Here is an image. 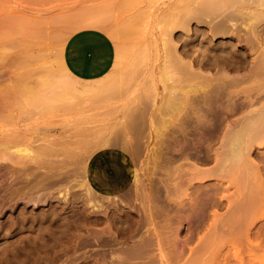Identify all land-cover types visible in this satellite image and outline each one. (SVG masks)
<instances>
[{
	"label": "bare ground",
	"instance_id": "obj_1",
	"mask_svg": "<svg viewBox=\"0 0 264 264\" xmlns=\"http://www.w3.org/2000/svg\"><path fill=\"white\" fill-rule=\"evenodd\" d=\"M105 1L106 3L110 2L109 4L111 5L116 3L113 0L114 3L111 0L109 2L107 0ZM228 1L229 0H223L224 4L222 3V5L219 6L220 9L222 8L220 11H215L217 8L207 10L205 7L202 11L201 9L198 10V8L193 9L194 6L191 8L192 10H188H191L187 13L191 16H186L188 17L187 20L185 19L186 22L197 18L199 22L209 24L208 33H203L205 37L203 41H206L208 45H201L200 48H197L198 55L192 60L185 61L184 58L186 55L192 54L193 49L184 46V50L179 53L177 44L172 43L171 32L175 27L177 28L182 24L181 21L184 20V18H182L180 14L172 13L170 14L172 17L170 16L171 18H169L168 23L166 22L167 25L164 26V24L161 26L162 29H164L162 35H165L163 39L166 48V55H164L163 58H165L167 62L165 63V61H163V64H170L172 68L167 70L166 73L163 70L165 68L162 67L165 75L168 74L166 76L168 77V81H161V83H165L162 84V88L163 85L165 86L163 91H167L165 94L161 92L164 94L162 95L164 97L163 100L161 98L162 101L160 100V109H157L160 113L155 122L153 118H156V116H148L147 109H149L148 105L151 107L150 104L142 99V101H138V103H145L142 105L147 106V112L144 110V107H139L140 103L136 104L141 109L138 108V110H136V108H134L136 104L133 103L134 105L131 106L132 109L127 112L131 113V115H129L130 113L127 114L128 117L130 116L127 128L120 130L119 127L121 125L119 124L117 126L118 131L115 128L114 131H116L110 135L112 137V139L110 138L111 141H101L95 144V147L86 153L76 150L69 152H53L56 155L62 153L64 157L62 156L60 161H52L50 158H52L53 155L52 157L42 153L36 155L37 153L35 154L32 148V153L30 151L29 153L33 155H29L26 153V151L28 152V150H26L28 148L23 149V147H21L24 146V144L13 146L14 150L12 149V151L15 152V155L11 153L12 151H3L4 154L0 155L1 160H12L15 164L18 163L19 166L24 165L23 171L19 172L21 174L16 170L19 175L27 172L26 170L32 167L31 164L28 163H34L33 165L35 168V170L31 168L30 170L32 171L30 173H25L23 178L25 182L14 188L13 185H11L12 187L7 189L8 192H11L9 193L11 199L17 194V198L24 200V198L22 199L23 195L26 201L32 204L31 206L34 204L39 206L42 200L46 203L53 196H50V194L57 191V195L55 196L59 198L57 199L59 200L58 202L64 203V206L60 208L61 211L65 210L67 212L66 209H69L71 205L75 208V206L82 203L80 207L74 209L71 217H67V215L63 213L65 215L64 217V215H61V211H54V213H52L54 214V218H52V222H49V225L44 226L45 228L43 227V229H39L40 225L38 224L39 226L37 225V228L39 227L38 231H40H37V233V229L34 228L36 229L35 233L32 232L35 234L34 241V238L31 239L30 236V240L26 237L28 239L27 241L26 239H22L15 243L13 242V244L10 242L12 245L9 243L10 245L8 244L6 248L3 246V250L1 249V253L3 254L2 259L6 257L11 261L19 252L21 255L22 250L27 246L42 244L47 246L53 245V248H55V250H53L55 255L60 258H63L64 251L67 252V250H69L73 252L71 254L72 256L74 255L75 264H81L83 262L90 263V261L93 260L97 262L103 260L102 262L106 261L109 262V264H197L196 262L200 259H198V256L201 255L203 257L207 253L211 255V258L206 259L212 261L214 257V264H257L256 262L246 260L242 256V252L253 246L261 247L264 245V218L259 219L256 215L259 210L264 211V164L262 166L259 165L260 162L253 158L251 151L257 143L261 144L264 141V103L260 106L253 107L255 99L264 98V91L261 90L263 82L258 86H253L252 84L241 88H238V86L245 80L250 81V83H258L264 79V0H248L251 5L247 6V9L239 7L234 10L230 9L232 3ZM205 2L207 3V7L212 6L209 0ZM97 3L103 2L102 0H98ZM126 3L124 1L122 6ZM109 4L104 7L105 11H109V7L114 9L115 5L112 7ZM128 4L129 3L126 5ZM253 4L255 6L252 8ZM197 5H200V3ZM226 5L227 7L225 8ZM118 8L119 10L121 9L120 6H118ZM118 8L115 7L117 10ZM79 11L80 10H78V12ZM85 11L87 12L88 9H84V12ZM112 11L114 12V10ZM180 18H182V20ZM95 20H97L96 23ZM102 20L95 18V16H91L89 19H81L78 22L83 25L82 27L80 26L81 28L98 27L105 29L106 26H104V21ZM132 20L135 21L134 17ZM86 22H89L88 26L85 25ZM238 22L242 23L245 28L243 34L237 33V43H231L229 49H227L226 46L215 47V44H213V37L217 35H225L228 37L230 34H235L234 30L239 28L236 26ZM137 25L138 23L135 25L136 29L138 28ZM133 27L134 26L130 27V29ZM106 30L110 33L113 31L110 28H106ZM134 33L137 34L139 31H133V39ZM130 39H132V37ZM132 44L134 43L130 44L131 51L133 50ZM248 49L253 52V55L249 57L245 52ZM144 52L147 53L146 50L143 51V53ZM135 54L136 53H133L132 56H135ZM122 56L123 55L120 54L118 55V59L114 61L108 72L100 77L91 78L96 82L98 81L102 86L101 89L103 88L104 91L111 86L110 89L115 88L110 84H113L112 82L116 76L115 74L119 72V66L124 62V57ZM120 59L123 62H121ZM124 59L126 60V58ZM134 62H138L137 59ZM133 64L132 62V65H128L127 68L133 66ZM196 65H198V67H196ZM133 68L131 69L133 70ZM167 68L169 69V65ZM202 68H211L212 70H209V72L213 74L206 75L202 73ZM131 69L129 72H131ZM242 70L244 71L240 72ZM133 72L129 74L135 76ZM125 78L126 77H123V79ZM123 79L121 78L120 80L122 81ZM170 80L171 82L169 83ZM118 82L120 83V81H117V83ZM117 83L115 84L117 85ZM122 86L120 85L119 90L117 89L119 93ZM115 89H113V91H116ZM79 90L80 88L76 89V91ZM111 92L109 93H115ZM118 92L115 93V95H117ZM64 93L66 96H64ZM64 93V98L70 100L71 96L69 91V94L66 91ZM67 95H69V98ZM154 101L155 100H153V102ZM156 108H159V106ZM248 108L250 109L247 110ZM156 111H154V115H158ZM160 116L161 120L158 121ZM128 117H125L126 121ZM152 119L155 126L157 124V126L162 125V127L160 126L161 130H159V126L155 127V130L158 128L159 134L157 133V135L156 131L155 140L151 141L152 135H149L151 130H148L149 133L145 131L146 128L150 126L148 124L151 123L150 121ZM90 123L95 124V122ZM75 124L76 123L73 122V125ZM73 125L70 126V128H72ZM80 125L83 127L82 123ZM102 126H105V124ZM122 126L125 127V124H122ZM66 127L68 128L67 125ZM75 127L76 125L73 127V130ZM81 127L75 128V130H80ZM47 129L45 127L43 130L47 132ZM105 129L107 128L105 127ZM105 129H101L102 134ZM43 130L41 129V131ZM91 130L93 129L91 128ZM20 132L21 131H19L18 135ZM98 132H100L99 129ZM50 134L51 132L48 134L49 138ZM95 134L96 133H94V135ZM146 134H148L151 139H149ZM62 136H64V134ZM157 137L159 138L157 139ZM215 137L221 140V143H219L221 145H218L219 147H217L216 143L214 147L213 141H216ZM26 138H28V136ZM145 138L151 141L148 142L149 144L147 145L145 142H147L148 139L146 140ZM31 139H29V142L32 141ZM92 139L93 141L97 140L94 138ZM144 139L146 140L145 142L143 141ZM22 141H24V139ZM118 141L122 143V145L119 143V146H121L122 160L117 158L116 155L114 156L115 153L119 155V152L113 151V147L118 146ZM32 143L35 144L36 142ZM47 145L48 144H46V146ZM51 149L53 150L55 148L53 147ZM97 149H103L102 151L108 154L109 158L107 161H105V159L104 163L103 161H97L95 164L96 166L92 168V157L97 155ZM143 156H145L144 159ZM193 159L194 161H192ZM138 161L144 162V172H142L143 169L141 171L142 167L131 166L132 163H137ZM212 161H214L212 167H203L204 165L202 166L201 163H199L202 162L203 164V162L207 163ZM261 163H264V160ZM188 164H190L189 166L191 167H189ZM20 168L22 169L21 166ZM159 170H163V173H165L163 174L165 175L164 178L162 177L164 179V188H161L160 185L154 186L156 185L154 184V175L158 174L157 172ZM176 171L179 173L177 176H175ZM254 171L257 172V175H254L256 173ZM235 173L239 175V177L246 173L243 178H247L250 174L254 173L252 174L254 176L251 180L253 181L254 179L255 181H250L252 185L247 184V186H249L246 188L240 187L242 184L235 187V180L230 179L232 175L236 178L237 175L235 176ZM248 174L249 176H246ZM146 175H152V178L153 176L154 178L152 179L151 176L149 178ZM26 176H29L30 179L34 176V180L26 179V181ZM17 178L16 175L14 178L15 181H17ZM240 178L241 179L237 177V180H242V177ZM132 180L133 190L130 188ZM248 182L249 181H246V183ZM9 184H11V182ZM14 184H16V182ZM2 187L4 188L0 190H5L6 192L8 186ZM162 190L165 196H163L164 193H162ZM117 192L123 194L124 196H122L125 200H130L132 203L135 201L136 204V201H139L141 204L140 207L135 204L133 207L129 205V207H126V204V206H123L122 203L125 200L121 203V198L123 197H120L121 195ZM5 197L8 198L6 194ZM15 198L14 196L13 199ZM53 198L56 200L55 197H52L51 200H53ZM11 199L9 201L12 202ZM8 200L6 199L7 203L9 202ZM126 202L127 201L124 203ZM4 203L6 202L4 201ZM35 205L33 207H35ZM57 205L60 204L58 203ZM0 207H2V204ZM8 207H10V205ZM89 207H92L93 210L86 211ZM21 208L23 209L22 206ZM42 213H45V211H42ZM17 217L19 218V216ZM159 218H163L164 225L166 226L167 238L165 235L163 238L164 233H160L161 231L157 229V224L159 222L157 219ZM16 221L14 220V222ZM19 223L20 225H24L21 222ZM101 223H104L103 229L100 228L101 230H99L97 228L95 230L93 228L94 225H99ZM185 223H188L187 228L189 233L184 237L185 239L181 238L183 240L179 241L180 233L178 231L185 227ZM11 224L9 226H11ZM15 225L13 226L12 224V227H15ZM103 225L101 227H103ZM12 227L9 228L13 229ZM21 228L24 229V226ZM31 228L33 230V227ZM235 233H238L237 239L223 240L231 236L233 237ZM11 235L14 234L12 233ZM21 236L22 235H20L19 238ZM23 238L25 237L23 236ZM165 238L167 241L164 242ZM221 242L222 245L219 244ZM225 244L228 246L226 247L227 251H219L220 245L223 246ZM164 245H167V247L165 248ZM86 246L87 248L90 246L89 254H85V251H79L83 249L82 247ZM45 247L46 246H44V248ZM217 247H219V250ZM186 248L188 252H190L188 253V257L185 252L187 250ZM226 248L224 250H226ZM231 250H233L234 253ZM28 252H30V250ZM38 253H40V251ZM185 254L187 259L183 261L182 259L185 258ZM33 255L35 254L33 253ZM112 255H117V257H113ZM109 256L114 259H109L110 261L106 260ZM17 257H19V255ZM66 257L68 258L67 254ZM19 258H21V256ZM19 258H17V262ZM68 259L73 260L72 257ZM71 262L70 264H74V262ZM66 264H69V262Z\"/></svg>",
	"mask_w": 264,
	"mask_h": 264
},
{
	"label": "rangeland",
	"instance_id": "obj_2",
	"mask_svg": "<svg viewBox=\"0 0 264 264\" xmlns=\"http://www.w3.org/2000/svg\"><path fill=\"white\" fill-rule=\"evenodd\" d=\"M95 1L98 2V0H0V155L4 154V152H6V151H12V149L15 146H18L19 144L20 145L24 144V146L26 144L25 148H24V146H21V147H23V149L28 148V149H26V150H28V152L26 151V153H28L29 155H33V154L29 153V151L31 152L32 149H33V152H35V154L37 153L36 155H39L41 153L47 154L50 157H52V155H53V157L50 158L52 161L53 160L60 161L61 157L63 156L62 153H60L59 154L60 156H59V155L54 154L53 152H63V151L69 152L72 150H76V151H80L82 153H86L90 149L95 147V144H97L101 141H103V142L108 141V140H110V138L112 139V137L110 135H111V133H114L116 131V130L114 131L115 128L118 131L117 126L119 124L121 125L119 127L120 130L121 129L124 130L125 128H127L128 124H129V120H130V118H129L130 116L129 117L127 116V114L130 113V112L127 113L128 110L132 109L131 106L138 103V101H142V99H143V101L150 104L151 107H149V105H148L149 109H147L148 116H150V115L156 116V118L155 117L153 118L154 122H155V120L157 119V116H159V113H160L159 110H157V109H160L159 104L161 103V101L163 100V97H164L162 95H164L167 91V90H165V92L163 91L165 89V86L163 85V88H164L163 89L162 84H165V83H163V82L161 83V81H164V82L168 81V77H166L168 74L165 75V72L167 73V70H170V68H172V67H170V64H168L169 69L167 68L168 65L165 64L167 62L165 61V58H163L164 55H166L165 54L166 48L164 46V39H163L165 37V35H162L164 29H162L161 26H163L164 24H165L164 26L167 25L169 18L172 17L170 15L172 13L180 14L182 16V18H184V20H182V18H180L182 21L180 19H178L179 21L182 22V24L179 25L177 28L175 27L171 32L172 43L177 44V50H179V53H181L184 50V46H186L187 48L193 49V53L186 55V57L184 58L185 61L192 60V59L196 58V56L198 55L197 48H200L201 45H208V43L206 41H203L205 39L203 33H206L209 30V24L204 23V22H199L197 20V18L188 20L187 21L188 23H187L186 22L187 18L191 16L190 14H187V13L192 10L191 8L193 6H194L193 9L198 8V10L201 9L202 11H203L204 7L207 10L217 8V9H215V11H220L222 8L220 9L219 6H221L223 3V0H209L210 3H212L211 4L212 6L207 7V3L205 2L207 0H198L199 2L197 0H123V2L125 1V3L127 2L129 4L126 5L127 4L126 3L122 6V4H123L122 0L121 1L120 0H113L116 3H114L111 0L114 3V4L113 3L112 4L115 5L114 9H111V7H109L110 10L105 11L104 7H106V5L108 6V4L110 3L109 2L110 0H107L109 3H106L105 0H104L105 3L103 0H102L103 3H97ZM91 2L93 5L91 4ZM204 2H205V4H204ZM228 2L232 3V5L230 7L231 10H234L236 8H239V7L247 9V6L251 5V3L248 2V0H229ZM94 3H95V5H94ZM199 3H200V5H197ZM99 4H101V5H99ZM195 4H196V7H195ZM202 4H204V5H202ZM82 5H83V8H82ZM109 5H111V4H109ZM113 5H111V6L113 7ZM118 6H120L121 11L119 10ZM254 6L255 5L253 4L252 8ZM115 7L118 8V10L115 9ZM226 7H227V5L225 6V8ZM84 9L85 10L88 9V11H87L88 13L86 11L84 12ZM90 9H91V11H90ZM93 9H94V11H93ZM100 9H102L103 11ZM106 9H108V8H106ZM189 9H191V10L188 11ZM78 10H80V11L78 12ZM98 10H99V12H98ZM112 10H114V12ZM186 10H187V12H186ZM111 11H112V13H111ZM95 12H97V13H95ZM121 12H123V13H121ZM92 14H94V15H92ZM188 15H190V16H188ZM91 16L92 17L95 16V18H98L100 20L103 19L102 21H104L103 22L104 26H106L105 29L104 28H98V27H97V29H100L101 31H103L114 42L115 55H116L115 60L118 59L119 54L123 55L122 57L126 58V60L123 58V61L125 63L120 59V61L123 63H121L119 66V72H117L115 74L116 76L114 78V81L112 82L113 84H110V85H113L116 89L115 88L110 89L112 87L111 86L110 88H106L107 90L104 88L105 89V91H104L103 88L101 89L102 86L98 81L96 82L95 80H93L91 78L90 79L83 78V80H82V78L75 75L67 67V65L65 63V59L63 57V54H64V48H65L66 42L70 38V35L73 34L74 32H76L78 30H82V29H88V28H81L83 25H81V23H79L78 21L81 19H86V18L89 19V17H91ZM186 16H188V17H186ZM101 17H103V18H101ZM133 17H134L135 21L132 20ZM96 22H97V20H95V23ZM136 23H138L137 29L135 28ZM85 25L88 26L89 22H86ZM132 26H134V27L132 29H130V27H132ZM236 26L239 28L234 30L235 34H233V35L230 34L228 37H226L225 35H217V36L213 37V44H215V47L226 46L227 49H229L231 43H237V41H238L237 33L243 34L245 27L242 23H239V22H238V25H236ZM94 28H96V27H94ZM106 28H108V29L110 28L113 31L110 33L106 30ZM133 31L134 32L139 31V33H137V34L134 33V39H133ZM131 37H132V39H130ZM131 43H134V44H132L133 45L132 51L130 50L131 49L130 48ZM162 46H163V48H162ZM141 48L142 49L144 48V49L142 50ZM141 50H142V52H141ZM145 50L147 53H145V52L143 53V51H145ZM245 52L247 53L248 57L253 55V52L250 51L249 49L246 50ZM124 53H126V54H124ZM133 53H136L135 56H132ZM138 55H139V57H138ZM136 59L138 62H134ZM129 60H130V62H129ZM163 61H165V63H164L165 67H164ZM132 62L134 63L133 66H130L127 68L128 65H132ZM135 63H136V65H135ZM162 67L165 69L167 68L166 70L163 69L165 72L162 70ZM196 67H198V65H196ZM131 68H133V70ZM130 69H131V72H129ZM209 70H212V69L211 68H209V69L208 68H202L201 69L202 73H205L206 75H209L212 73V72H209ZM243 71L244 70H242L240 72H243ZM128 72L129 73L133 72V74L135 76H131L132 74L130 75ZM231 73H234V72H231ZM123 74L124 75L126 74V75L124 76ZM118 76H120V77H118ZM123 77H126V78L123 79ZM121 78L123 79L122 81L120 80ZM117 81H120V83L121 82L122 83L121 84L119 82L117 83ZM170 82H171V80L169 81V83ZM261 82H263V85H261L262 86L261 90L264 91V79L258 83H250V81L245 80V81H243V83L241 82L242 84H240L238 86V88L245 87V86H248L251 84L253 86H258ZM115 83H117V85ZM169 83H167V84H169ZM120 85L121 86L123 85L122 86L123 88L121 87V89H120L121 91L123 90L122 92L120 91L121 94L118 92ZM117 86H118V88H117ZM78 88H80V90L76 91V89H78ZM113 89H115L116 91H113ZM111 90H112V92H111ZM65 91L67 93L69 91L70 96H71L70 100H66L64 98V96H66L64 93ZM109 92H111V93H113V92L117 93L118 92V94L117 95H115V93L110 94ZM161 92H163L164 94H162ZM63 93H64V96H63ZM68 96L69 95H67V97ZM161 98H162V100H161ZM153 100H155V101L153 102ZM139 103H140L139 107L140 106L144 107L145 109L144 108L143 109L146 111L147 106L142 105L145 103H143V102H139ZM263 103H264V98L255 99L253 107L254 106L255 107L260 106ZM157 106H159V108H156ZM139 107L137 106V104H136V106L134 105V108H136V110H138ZM134 108H133V110H134ZM250 108H252V107H250ZM250 108H248L247 110H249ZM139 109H141V108H139ZM154 111H156L157 113L156 112L155 113L158 115H154ZM124 115H126V116H124ZM129 115H131V113ZM125 117H128L127 121H126ZM121 118H122V120H121ZM153 119L150 121L151 122L150 124H148L149 122L147 123L150 126H148L149 128L147 127L148 129L146 128V131H145L146 133L147 132L149 133L150 130L152 131V132L150 131V133H149V135L150 134L152 135V139L149 137L148 134H146L147 137H149V139H151V141L155 140V137H156L155 135L157 133L159 134V131L157 129L159 128V130H161L160 126L162 127V125H158L159 126L158 127L157 124L155 126L153 124L154 122H152ZM119 120H120V122H119ZM159 120H161V116H160V119H158V121ZM73 122L76 123L75 128L81 127L82 125H80V124L81 123L83 124V127H81V129H80L81 131L79 129H76V130H78V131H76L75 128L73 130V127L75 126V125H73ZM87 122H88V124H87ZM90 122H95V124L90 123ZM126 123H127V125H126ZM156 123H157V121H156ZM69 124H71V125H69ZM104 124H105V126H102ZM122 124H125V127L122 126ZM66 125L68 126V128L66 127ZM72 125H73V127L70 128V126H72ZM96 125H100V126H96ZM89 126H90V128H89ZM45 127H46V129L48 128L47 132H45L43 130ZM105 127L107 129H105ZM155 127H158V128H156V130H155ZM91 128L93 130H91ZM103 128L105 130L102 134L101 129H103ZM41 129L43 131H41ZM98 129L100 130V132H98ZM94 130L97 131L98 133L95 132ZM19 131H21V132L18 135ZM49 132H51L50 138L48 135ZM93 132L96 133L95 134L96 136L94 135ZM155 132H156V134H155ZM45 133H47V134H45ZM54 133L57 135H55ZM61 134L62 135L64 134V136H62ZM80 134H81V136H80ZM43 135L44 136L48 135V136L44 137ZM27 136H28V138H26ZM29 136H30V138H29ZM31 137H32V139H31ZM61 137H63V138H61ZM33 138L35 139V141ZM92 138H94L95 140L97 139V140L93 141ZM158 138L159 137H157V139ZM215 138H214V140H215ZM23 139L25 142L22 141ZM29 139H31L32 141L29 142ZM145 139L147 140L148 138H145ZM145 139L143 140L144 142L146 141ZM27 140H28V142H27ZM89 140H90V142H89ZM148 140H147V142H145L146 145L149 144L148 142H151L150 140L149 141ZM37 141H38V143H37ZM92 141H93V143H92ZM32 142H36V143L34 144ZM63 142H64V144H63ZM119 143L120 142L118 141V144L116 143L118 146L113 147V151L119 152L118 153L119 155H117L116 153L115 154L113 153V154H114V156L116 155L117 158L122 160L121 146H119ZM215 143L217 144V147H219L218 145H221V144H219V143H221V140L217 137L216 141H213L214 147L216 146ZM46 144H48V145L46 146ZM120 145H122V143H120ZM69 146H70V148H69ZM39 147H41V148H39ZM50 147L51 148L54 147L55 149L52 150ZM66 148H67V150H66ZM102 150L97 149V152H98L97 155L94 154L95 158L92 157V162L90 161L93 164L92 168L96 166L95 164L97 163V161H103V163H104L105 159H106L105 161L108 160L109 155L104 153ZM42 151H44V152H42ZM251 151H252L253 158H255V160L259 161L260 162L259 165L262 166L264 164V163H261L264 160V141L261 144L257 143L252 148ZM11 153L12 154L14 153V155H15L14 151H12ZM144 158H145V156H143V159ZM4 160L0 159V189L4 188L2 186L7 185L8 187L6 188V192H5V190H0V201L2 202V203L0 202L2 204V207H0V210H1L0 211V247H1L0 248V264H21V263L22 264H36V261H37V264H40V263H42V264H66L68 262L70 264L71 261H72L71 263L74 262V264H75L76 262L73 258L74 255L72 256V254H71L73 252H71L69 250H67V252L64 251V256L61 255L63 258H60L59 256L55 255V253L53 251V250H55V248H53L54 247L53 245L47 246V245H42V244H39V245L32 244V246H29L32 248H29L27 246L28 248L26 247L27 249L25 248L26 249V250L24 249L25 251L22 250L21 255H20V252L18 254H16L17 256L19 255V257L21 256V258L16 256L15 257L16 259L12 258L11 261H10V259L8 260L6 257H4L6 260L2 259L3 254L1 252L4 248L3 246H5V248H6V247H8V244L10 242L13 244V242L15 243L18 240H22V239H26V241L28 239L30 240V236H31V239H33L35 237L34 236L35 234H33V233H35V230L37 229L36 230V233H37L39 227H40L39 229H43L44 226L49 225V222H52V218H54V216H53L54 214H52V213H54V211L60 212L61 211L60 208H62V206H64V203L58 202L59 200H57V199H59V198H56V196H55V195H57V191L52 192L50 194V196L53 195L52 197H55L56 200L54 198H53V200H51L52 199V197H51L46 203H44V200H42V202H40L39 206H36L34 204L35 207H33L34 205L31 206L32 204L28 203L26 201V198L23 197V195H22V199L24 198V200L17 198V196H18L17 194H16L17 196L14 195L16 197L15 199H13L14 196L11 199L10 194H9L11 192H8L7 189H10V187H12L11 185H13V188H14L15 186H19L21 183L25 182V181H23L25 173H30L32 171L30 169L32 168L33 170H35V168L33 165L34 163H28V164H31L32 167L30 169L26 170L27 172L23 173L22 175H19V174H21L19 172L23 171L24 165H20L22 167V169H21L18 163L15 164V162H12V160H7V159L5 161ZM188 161L192 162V161H194V159L192 161L191 160H188ZM141 162L142 161H140V162L138 161L137 163H132L131 166H133V167L139 166L140 168L142 167L141 171L143 169L142 172H144L145 165H144V162H142V163ZM1 163L2 164L7 163V164L2 165ZM199 163H201L202 166L204 165L203 167H212V164H214V161L207 162V163L203 162V164H202V162H199ZM135 164H137V165H135ZM189 165L190 164H188V166ZM189 167H191V166H189ZM16 170L19 174L16 172ZM40 170H43V169H40ZM159 172H160V174H159ZM163 172H164L163 170H161V171L159 170L157 172L158 174L154 175L155 176L154 184H156V185H154L155 187L157 185H160L161 188H164V182H163L164 179L163 178L165 175H163V174H165V173H163ZM254 172H256V171H254ZM252 174H254V173H252ZM252 174H250V176H249V174L246 175V176H249L247 178H243L244 175L243 176L241 175L240 177H242V180L238 181L237 177L239 179H241V178L239 177V175H237L235 173V176L237 175L236 178L232 175V176H230V179L235 180V182H236V184L234 185L235 187H237L238 185L240 186V184H242V186H240V187L246 188L250 184L252 185V183H250V181H252L251 179L253 178L254 175H257V172L254 175H252ZM16 175L18 177L17 178L18 182L15 181V179H14L16 177ZM152 175H146V176H148L149 178L151 176V178H152ZM177 175H179V173L176 171L175 176H177ZM251 175H252V177H251ZM154 176H153V178H154ZM33 177H31V179H30L29 176H26L25 180L26 179L27 180L28 179L34 180ZM160 177L161 178L163 177V178L161 179ZM243 179H244V181H243ZM14 181L16 182V184H14L15 183ZM246 181H249V182L246 183ZM253 181H255V180L253 179ZM10 182H11V184H9ZM131 183L132 184H130V188L133 190V188H132L133 187V180L131 181ZM247 184H249V185L247 186ZM12 189H11V191H12ZM117 193L121 195L120 197L124 196L123 194H121L119 192H117ZM162 193H164L163 190H162ZM5 194H6V196H8V198L5 197ZM163 196H165V193L163 194ZM9 197L12 200V202L9 201L10 200ZM123 198H121L122 199L121 203L125 200V198L124 199ZM6 199L7 200L9 199L8 200L10 202V203L8 202L9 204L7 203ZM18 199H19V201H18ZM164 199H165V197H164ZM13 200L16 202V204ZM4 201L6 203H4ZM125 201H127V202L124 203ZM125 201L122 203V205L123 206L127 205L126 207H129V206L133 207V205L135 204V201H133V203L130 200H125ZM13 202H14V204H13ZM41 203H44L45 205L41 204ZM58 203L60 205H57ZM81 203L78 204L77 206H75V208L72 207V205H71L69 207V209H66L67 212L65 210H62L60 212L61 215L65 214V215H67V217L68 216L71 217L74 209H77L78 207H80ZM1 204H0V206H1ZM5 204H6V206H5ZM9 205L11 208L14 205V207H13L14 209L13 208L11 209L10 207H8ZM135 205H138V207H140L141 204L139 203V201H136ZM4 206H5V208L3 209ZM21 206L23 207V209L21 208ZM53 206H55V207H53ZM56 206H58V207H56ZM55 209H57V210H55ZM91 209L93 210L92 207L91 208L89 207V208H87L86 211L91 210ZM103 209H104V207H103ZM42 211H45V213H42ZM50 211H52V212H50ZM40 212L42 215L40 214ZM46 212H48V213H46ZM27 214L28 215L30 214V215L28 216ZM47 214H49V215H47ZM65 215H64V217H65ZM256 215L259 219H263L264 218V211L259 210ZM17 216H19V218ZM40 217H42V218H40ZM159 219H157L159 221L157 224V229L159 231H161L160 233H164L163 238L165 236L167 238L166 226L164 225L165 223L163 221V218H161L160 220ZM14 220L15 221L17 220L18 222L16 221L17 222L16 223V222H14ZM34 221H35V223H34ZM45 221H47V222H45ZM11 222H12L13 226L16 223L15 227H12ZM19 222H21L24 225H20ZM10 224H11V226H9ZM103 224L104 223H101L99 225L97 224L98 226L94 225L93 228L95 230L97 228L99 230H101L104 228ZM25 225L27 226V228ZM37 225L39 226L38 228H37ZM102 225H103V227H101ZM23 226H24V229L21 228ZM95 226H96V228H95ZM9 227H12L13 229H11ZM31 227H33L34 231L32 230ZM187 227H188V223H185V227H183L182 229H180L178 231L180 233V235H179L180 240L179 241L185 239L184 237H186L187 234L189 233ZM3 228H5V229H3ZM34 228H36V229H34ZM8 230L10 233L8 232ZM30 230H32V231H30ZM12 233L14 235H11ZM20 235H22L20 237L21 239L19 238ZM237 235H238V233H235L233 235V237L228 236L229 238H225V239L222 238V239L223 240H226V239L233 240V238L237 239L238 238ZM23 236L25 238H23ZM166 238H165L164 242L167 241ZM181 238H183V239H181ZM34 240H35V238L33 239V241ZM219 244L222 245V242ZM221 245H220V250H219V247H217V249L219 251H224V252L227 251L226 247H228V246L226 244L223 246H221ZM37 246H39V247H37ZM41 246H43V247H41ZM44 246H46V247L44 248ZM164 247L166 248L167 245H164ZM82 248L83 249H80L79 251H85V254L90 253V251H89L90 246H88V248H87V246L82 247ZM225 248H226V250H224ZM28 249L30 250V252H28L29 251ZM50 249H52V250H50ZM217 249H216V251H217ZM37 250H39L40 253H38L39 251H37ZM231 251L234 253L233 250H231ZM185 252H186L187 257H188V253H190V252H188V249ZM25 253H26V256H25ZM33 253L35 255H33ZM68 253H69V255H68ZM212 253H213V251H212ZM242 253H243L242 256L246 260L256 262L257 264H264V245L261 247L253 246L252 248L244 250V252H242ZM66 254H67L68 258L72 257L73 260H71V259L69 260L66 257ZM186 254L184 256L185 258L182 259L183 261L187 259ZM22 255L25 257H23ZM207 255H210V254L207 253L203 257L201 255H200L201 257L198 256V259L199 258L200 259L198 261L196 260L197 261L196 263L197 264H214L213 263L214 257L212 258V261H211L210 259H206V258H211V255L210 256H207ZM112 256L117 257V255H112ZM215 257H217V256H215ZM17 258H19L18 262H17ZM57 258H58V260H57ZM109 259L113 260L114 258L109 256L106 260L110 261ZM209 260H210V262H209ZM13 261L16 263H14ZM100 261L97 262L96 260L95 261L93 260V261H90V263H86L83 261L82 262L84 264H109V262H106V261L102 262L103 260L101 262ZM7 262H9V263H7ZM83 263H81V264H83Z\"/></svg>",
	"mask_w": 264,
	"mask_h": 264
},
{
	"label": "crops",
	"instance_id": "obj_3",
	"mask_svg": "<svg viewBox=\"0 0 264 264\" xmlns=\"http://www.w3.org/2000/svg\"><path fill=\"white\" fill-rule=\"evenodd\" d=\"M115 56V45L111 38L92 27L71 34L63 54L67 67L85 79L100 77L108 72Z\"/></svg>",
	"mask_w": 264,
	"mask_h": 264
}]
</instances>
